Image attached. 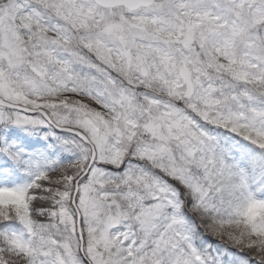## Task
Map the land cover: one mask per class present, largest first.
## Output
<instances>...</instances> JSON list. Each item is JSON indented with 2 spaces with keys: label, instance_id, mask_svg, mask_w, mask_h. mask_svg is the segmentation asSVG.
Listing matches in <instances>:
<instances>
[{
  "label": "snow or ice",
  "instance_id": "1",
  "mask_svg": "<svg viewBox=\"0 0 264 264\" xmlns=\"http://www.w3.org/2000/svg\"><path fill=\"white\" fill-rule=\"evenodd\" d=\"M0 264H264V0H0Z\"/></svg>",
  "mask_w": 264,
  "mask_h": 264
}]
</instances>
